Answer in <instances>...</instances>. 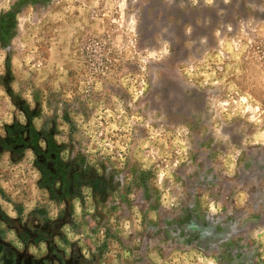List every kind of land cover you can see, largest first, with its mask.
I'll use <instances>...</instances> for the list:
<instances>
[{"label":"rangeland","instance_id":"374dc122","mask_svg":"<svg viewBox=\"0 0 264 264\" xmlns=\"http://www.w3.org/2000/svg\"><path fill=\"white\" fill-rule=\"evenodd\" d=\"M0 264H264V0H0Z\"/></svg>","mask_w":264,"mask_h":264},{"label":"trees","instance_id":"16d2710c","mask_svg":"<svg viewBox=\"0 0 264 264\" xmlns=\"http://www.w3.org/2000/svg\"><path fill=\"white\" fill-rule=\"evenodd\" d=\"M19 129L21 130V128H19ZM7 140H8L9 143H12L10 146L18 145V144L21 145L23 143L22 139H21V136H19V134H18V136L15 137L14 135L11 134V132H9ZM49 151H50L49 149H46V150L36 149L35 150L37 155L38 154H43V156L45 154H47ZM36 166H37L38 169L41 170L43 179H46V176H47V173H48L47 166L43 165L40 160H37Z\"/></svg>","mask_w":264,"mask_h":264}]
</instances>
